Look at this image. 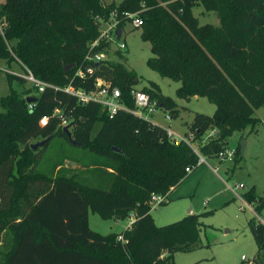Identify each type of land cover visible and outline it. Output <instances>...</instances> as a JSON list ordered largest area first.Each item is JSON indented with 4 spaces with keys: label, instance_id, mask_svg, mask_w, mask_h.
Listing matches in <instances>:
<instances>
[{
    "label": "trees",
    "instance_id": "1",
    "mask_svg": "<svg viewBox=\"0 0 264 264\" xmlns=\"http://www.w3.org/2000/svg\"><path fill=\"white\" fill-rule=\"evenodd\" d=\"M194 7L213 12L219 24H199ZM113 12L119 29L129 21L124 14L142 20L137 29L152 53L146 65L161 78L180 82L176 98H205L214 105L212 116L195 114L187 125L185 136L192 142L215 131L200 143L202 157L218 160L235 133L243 139L261 122L254 112L264 106V0H122L118 5L4 0L0 59L8 66L18 60L47 87L12 90L0 99V264H174L175 253L204 246L200 237L207 226L201 218L212 212L156 226L148 203L152 194L168 198L191 174L185 170L197 168L193 150L169 141L165 129L150 121L123 111L109 117L100 106L81 105L63 91L69 85L92 88V79L73 78L77 69L91 66L94 77L117 88L126 106L133 107V71L109 59L85 62L88 53L110 52L111 43L90 45ZM6 76L9 84L25 83ZM140 91L171 120L180 116L177 103L156 83ZM27 100H33L32 110ZM42 117H48L44 127ZM49 137L31 149L30 140ZM235 149L234 165L240 144ZM243 199L255 211L264 208L254 187ZM89 211L103 220H135L122 233L103 236L90 229ZM247 225L256 246L251 264H264V224L250 219Z\"/></svg>",
    "mask_w": 264,
    "mask_h": 264
},
{
    "label": "rangeland",
    "instance_id": "2",
    "mask_svg": "<svg viewBox=\"0 0 264 264\" xmlns=\"http://www.w3.org/2000/svg\"><path fill=\"white\" fill-rule=\"evenodd\" d=\"M122 0H101L104 5H118ZM4 0H0L2 4ZM193 15L199 24H219L213 12H205L202 7H194ZM135 15V14H134ZM0 20V27L2 26ZM1 29V28H0ZM119 30V28H118ZM117 30V31H118ZM116 31V32H117ZM115 32V36H116ZM120 38L117 45L122 43L125 49L118 50L116 43L113 44L105 59L122 63L128 70L135 73L137 85L140 90L147 86L148 82H154L161 88V93L171 97L181 110L180 116L169 122L163 111L157 110L149 118L155 125L174 131L179 137L188 133V126L195 114L212 116L215 110L205 98L194 97L190 100L179 99L175 96L180 82L167 78H161L156 72L146 65L148 58L152 57L150 45L140 38V30L126 23L120 29ZM14 45L15 42H12ZM11 45V44H10ZM122 58L118 57L120 53ZM104 59V60H105ZM6 70H12L18 75L25 76L24 70L17 63L7 65L5 60L0 59V99L7 96L12 90L17 94L31 88V84L20 83L12 80L8 83ZM3 112L0 107V113ZM254 116L261 122L256 126L255 132L245 133L241 139L240 133H235L228 141V147L234 149L242 141L245 149L238 163L227 159L204 158L205 163L191 172L168 197V203L155 209L150 214L156 226H165L181 220L190 214H202L212 212L208 217L201 218L207 226L201 231V243L203 248L196 249L190 253H175L174 264H239L242 258L245 263H253L256 254V246L248 228V221L255 219L264 224V208L255 211L253 205H249L243 199V194L252 187L256 196L264 199V106L255 110ZM215 131L211 129L206 132L200 141L192 142L191 146L200 154L198 148L214 137ZM44 140V139H43ZM41 138L30 140L29 144H37L43 141ZM201 155V154H200ZM68 168L82 169V167L66 162ZM240 185L244 186L238 189ZM191 211V213H189ZM134 220L135 217L131 216ZM129 217V218H131ZM128 218V219H129ZM128 219L122 221L103 220L96 213H88V223L92 231L106 236L120 234L128 228ZM209 245L208 247H205Z\"/></svg>",
    "mask_w": 264,
    "mask_h": 264
},
{
    "label": "built area",
    "instance_id": "3",
    "mask_svg": "<svg viewBox=\"0 0 264 264\" xmlns=\"http://www.w3.org/2000/svg\"><path fill=\"white\" fill-rule=\"evenodd\" d=\"M125 18L128 19L127 23H129L132 27L138 28L142 25V20L138 18L136 15L133 14H124ZM119 20L117 21L116 13H112L107 21L102 22L100 27V34L98 39L90 45V49L97 47L100 45L101 42L104 43H111V47L114 43L117 42V38L115 36V32L118 30ZM117 45V43H116ZM118 50L125 49V45L120 43L117 45ZM111 49V48H110ZM105 59L104 53L99 54H91L88 53L85 57V62L87 63H98ZM16 63L19 67L24 70L25 76L18 75L12 70H6V74L16 76L19 78L24 79L26 82L30 83L32 87H35L38 92H43V89L47 87V85L39 80H37L33 74L24 67L18 60ZM89 65V64H87ZM74 79L79 81H86V80H93L92 88L89 90L84 89H76L71 85L67 86L63 89V91L76 98L78 103L81 105L87 104H95L100 106L109 117L115 116L119 111H123L130 115H133L139 119H143L149 121V118L155 113V111L159 110L155 101L150 100L148 94L141 92L140 90H133L131 91V97L133 99V107H128L122 101L121 94L119 90L115 87H111V85L105 81L103 78L94 77V69L91 66H86L84 68H79L74 74ZM34 107L33 103H28V109L32 110ZM53 114H59L58 110H55ZM166 120L169 122L171 119L169 116L165 115ZM152 123V122H151ZM48 124V117H42L39 120V125L44 127ZM154 124V123H152ZM155 125V124H154ZM61 126H66V121L62 120ZM166 136L169 141L176 142V143H185L189 146L195 155L197 156V164L196 166L199 167L205 163L204 157L197 153L194 148L190 145L191 143L188 142L190 137H179L174 131H172L169 127L165 129ZM188 139V140H187ZM236 149L228 148L225 152L221 153L218 156V160H231L233 161L235 157ZM186 173H191L192 169H186ZM238 189L244 188V186L240 185L237 187ZM149 206L151 209H155L156 207L165 205L168 203V198L166 196L152 194L149 200ZM134 219L131 217L128 219V228L133 224ZM119 240H123L120 236L118 237ZM245 258H242V261H245Z\"/></svg>",
    "mask_w": 264,
    "mask_h": 264
},
{
    "label": "water",
    "instance_id": "4",
    "mask_svg": "<svg viewBox=\"0 0 264 264\" xmlns=\"http://www.w3.org/2000/svg\"><path fill=\"white\" fill-rule=\"evenodd\" d=\"M120 34H121V32H120V29H119V30L116 32V38H117V40H119V38H120ZM31 102H33V100H27V103H31ZM64 132L66 133L68 140L71 141L72 143H75V142H73V141L71 140V133L69 132V128H68V127H65V128H64ZM49 140H50V137L47 138V139H45V140H43V141H41V142H39V143H37V144H33V145H31V149H32V150H35V149H37V148H39V147H42V146H43L44 144H46ZM244 149H245V142L242 141V142L240 143V153H241V155L243 154ZM189 213H191V211H190ZM190 215H191V214H190Z\"/></svg>",
    "mask_w": 264,
    "mask_h": 264
},
{
    "label": "crops",
    "instance_id": "5",
    "mask_svg": "<svg viewBox=\"0 0 264 264\" xmlns=\"http://www.w3.org/2000/svg\"><path fill=\"white\" fill-rule=\"evenodd\" d=\"M157 85H158V84H157ZM158 86H159V85H158ZM159 87H160V86H159ZM160 89H161V88H160ZM163 95H164V94H163ZM176 189H177V188H176ZM173 191H174V190H173ZM171 193H172V192H171ZM171 193H170V194H171ZM169 196H170V195H169ZM168 199H169V198H168Z\"/></svg>",
    "mask_w": 264,
    "mask_h": 264
}]
</instances>
